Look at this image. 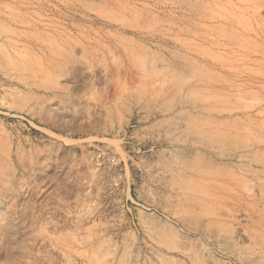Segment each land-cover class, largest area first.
<instances>
[{"label": "rangeland", "instance_id": "rangeland-1", "mask_svg": "<svg viewBox=\"0 0 264 264\" xmlns=\"http://www.w3.org/2000/svg\"><path fill=\"white\" fill-rule=\"evenodd\" d=\"M263 112L264 0H0V264H264Z\"/></svg>", "mask_w": 264, "mask_h": 264}, {"label": "bare ground", "instance_id": "bare-ground-1", "mask_svg": "<svg viewBox=\"0 0 264 264\" xmlns=\"http://www.w3.org/2000/svg\"><path fill=\"white\" fill-rule=\"evenodd\" d=\"M261 49V48H260ZM259 49V50H260ZM261 51H263V50H261ZM196 89V88H195ZM259 114H261V115H263L264 114V112L263 113H259ZM158 145H160L162 148L164 147V148H168V147H170L171 145L170 144H168V143H166V142H164V141H160V142H158L157 143ZM172 147V146H171ZM196 168V167H195ZM198 169L196 168L195 170L193 169V167L191 166H189V164H188V162H186L185 161V163H183V165H182V168H181V170H180V172L182 173V177H183V175H187V176H189L190 177V179L192 180V183H198L197 185L198 186H195V187H193L190 183H189V181H190V179H189V181H187L190 185L188 186V185H186V186H188V189L190 190V191H192V189H193V191H192V193H194V194H200V193H202L203 194V191L205 190L204 188H207L208 189V185H211L210 184V182H212V181H210L209 179H210V177L209 178H206V176H209V175H207V173H206V175H204V173H202V171L200 172V171H197ZM184 173V174H183ZM210 174V173H209ZM213 174V173H212ZM217 175V174H216ZM210 176H211V174H210ZM212 177V176H211ZM186 179H187V177H185ZM213 178V177H212ZM213 180V179H212ZM232 180V179H231ZM191 182V181H190ZM214 182V181H213ZM212 182V183H213ZM185 184V183H184ZM216 184V183H215ZM218 184V183H217ZM194 185V184H193ZM221 185V184H220ZM192 187V188H191ZM225 187V186H224ZM186 189V188H185ZM207 189H206V191H207ZM229 189V187L227 186V190ZM231 189V188H230ZM233 189V188H232ZM184 190V189H183ZM235 191V190H234ZM207 193V192H206ZM201 194V195H202ZM236 194V193H235ZM197 195V196H198ZM204 195H205V192H204ZM208 195V194H207ZM203 196V195H202ZM216 199V196H211V199H209L210 200V202H211V200L213 199ZM198 198V197H197ZM207 198V197H206ZM205 198V199H206ZM219 198V197H218ZM189 199H191V198H189ZM195 199V198H194ZM240 199V198H239ZM197 200V199H196ZM226 200H228V199H226ZM242 200H243V198H242ZM213 201V200H212ZM220 201V200H219ZM235 201V205H237L238 203H239V201L240 200H238V198H237V200H234ZM207 202V201H206ZM205 202V203H206ZM209 202V201H208ZM241 202V201H240ZM245 202V201H244ZM200 205H201V200H200ZM225 203V202H224ZM242 203V202H241ZM192 204V203H191ZM220 204V203H219ZM242 204H244V203H242ZM208 205H210V204H208ZM253 205H256V204H253ZM221 208H223V207H221ZM186 209V208H185ZM219 209V208H218ZM235 209H237V208H235ZM235 209H233V210H235ZM248 209H249V207H248ZM226 210V209H225ZM229 211V210H228ZM219 212H221V211H219ZM155 215H156V213H154ZM225 213H223V214H221L222 215V217H223V215H224ZM220 214L218 215V216H221ZM229 215V214H228ZM228 215H226V217H225V215H224V218H227V217H229ZM158 216V215H157ZM156 216V218H158ZM217 217V216H216ZM220 218V217H219ZM232 218V217H231ZM254 222V221H253ZM110 264V263H109ZM115 264V263H114Z\"/></svg>", "mask_w": 264, "mask_h": 264}]
</instances>
